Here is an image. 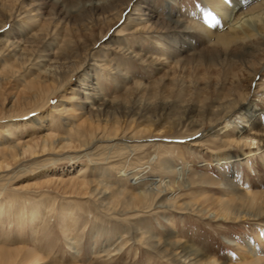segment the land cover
<instances>
[{
  "label": "bare ground",
  "instance_id": "bare-ground-1",
  "mask_svg": "<svg viewBox=\"0 0 264 264\" xmlns=\"http://www.w3.org/2000/svg\"><path fill=\"white\" fill-rule=\"evenodd\" d=\"M202 2L203 7L191 12L195 22L173 15L158 18L155 0H87L85 4L81 0H0V107L5 87L15 80L24 83L7 110L9 115H0V120H23L0 127V171L5 172L0 175V223H17L21 231L26 221L31 231L40 229L46 204L39 201H46V191L51 189L68 197H91L111 211L182 206L215 220L249 219L260 226L257 239L264 238V110L257 103L264 101V0ZM77 5L79 10L73 13ZM202 15L208 24L201 22ZM94 22L101 29L89 33L88 39H77L72 27L89 29ZM61 34L70 43L75 36L76 43L57 48ZM145 40L153 46L143 48ZM132 61L157 70V78L131 80L125 71ZM106 81L112 86L111 94ZM62 92L60 102L44 114ZM164 119L169 122L163 132L187 131L179 138L191 137L193 146L202 145L198 140L210 135L219 146L213 152L217 165H244L246 176L258 182L228 178L226 197L204 195L181 204L176 190L182 187L164 175H151L148 189L140 193L132 194L125 186L115 188L113 183L134 176L135 171L121 168L113 174L98 163L109 162L115 154H136L149 145H161L150 131ZM84 157L89 161L77 164ZM147 162L143 170L151 173L152 160ZM52 165L57 167L50 169ZM48 167L45 176L22 190L13 188V195L2 199L9 189L6 181ZM169 169L180 179L184 172L189 174L190 164L185 161ZM184 183L185 187L191 184L188 177ZM168 189L173 195L165 199ZM34 191L40 193L39 201L32 199L37 196ZM65 209L61 221L65 228L74 229L79 215L70 206ZM167 238L149 236L141 241L177 264H223L206 258L189 243ZM257 239L233 254L238 260L234 264H264L263 241ZM37 251L0 245V264H47L42 251Z\"/></svg>",
  "mask_w": 264,
  "mask_h": 264
},
{
  "label": "rangeland",
  "instance_id": "rangeland-1",
  "mask_svg": "<svg viewBox=\"0 0 264 264\" xmlns=\"http://www.w3.org/2000/svg\"><path fill=\"white\" fill-rule=\"evenodd\" d=\"M81 1L85 4L87 0ZM155 1L157 2L156 11L158 10V18L161 17V19H171L173 15L175 19L178 17H186L187 20L189 19L196 22L194 14L191 12L196 11L199 7H203L202 0H176L177 4L175 3V5L173 3L171 4L169 0ZM78 7L80 6H75L73 13L78 12ZM212 11H214L215 15L218 13L216 9ZM200 20L204 24H208L206 16L202 15ZM122 22L123 21L118 24L119 27L123 26ZM89 25H91L89 28L90 30L84 25H82L80 30H76V26L72 27V29H75L77 39H88L92 37L90 35H94L99 29H101V26L95 22ZM225 30H227L226 27L218 31L222 32ZM60 36H62L59 37L62 40H56V47H60L59 49L62 50V47L65 46L68 41L64 39L62 34ZM74 37L75 36H73L71 43L68 42L69 45L76 43L75 41L77 39L76 37L74 39ZM103 42L104 41H100L98 44H102ZM145 42L143 43V48L150 47V41L145 40ZM151 46H153V44H151ZM129 65L127 71H125V65H122V68L127 72L131 80L146 82L149 80L154 81L157 78V70L151 67H140L139 64L133 61L130 62ZM23 85L24 83L22 80H15L5 87V91H3L5 101L1 103L0 107V115L2 117L9 115L7 110L16 99L17 94H20L19 92ZM71 86L68 87L67 92L71 90ZM105 86H109L107 92L111 94L112 86L110 85V82L106 81ZM61 98H63V92L56 97V100L48 107L44 114L49 112L56 103L58 104ZM257 103L258 106L264 110V101ZM32 119L31 116L28 121H32ZM2 120H0V127L6 124L15 126V124H20L23 121L19 117H13L11 120L6 118ZM262 121L264 123V115ZM14 122L17 123L11 124ZM168 122L169 121H165L164 119L158 124V127H154L150 131L152 134L150 135L155 139L158 138V143L161 144L157 146L158 148L149 145L138 150L136 154H115L116 156L112 155L110 159L108 158L109 162L106 160L104 163H98L100 167L108 169V171L113 174H117L121 168L127 169L128 171H135L134 176L130 175L126 179L118 176L119 179L122 178V182L116 181L113 183L112 185L115 188L125 186L129 189L128 192L132 194L140 193L148 189L151 175V177L164 175L165 178L167 177L170 181H173V184L174 181H176V185L182 187L176 190V192L178 191L179 193L177 196H180L178 202L181 204V202H190L196 198L200 199L204 195L226 197L227 195L225 194H228L229 191L224 182H226L228 178L235 180L236 182L238 181V183L241 182L240 180L243 181L244 179V181H252L251 184H256V182H258V179L254 178V176H246L247 174L245 173L246 169L244 165L240 166V164H236L234 167L230 165H217L215 154L213 152L219 150V146L214 144L210 135H206L203 138L201 137V139L198 140L202 145L193 146L191 145V137H185L184 139L179 138L180 136L186 135L187 131L174 130L163 132ZM30 124L35 123L33 122ZM132 128L134 127L132 126ZM168 136H177L179 139H168ZM82 160L83 162H81ZM82 160L77 162V164H82L84 162L87 163L89 161L85 157ZM149 160H152L155 172L145 173L143 168L148 164L147 161ZM185 161L187 164H190L189 174L184 172L180 179V176H177L178 174H169L167 171V169L170 170L169 167L181 166ZM111 162L115 163L117 166L114 165V167H112ZM50 167V169H53L57 166L52 165ZM91 167L92 165L89 167L88 173L91 172ZM47 170H49V167L46 169L37 168L32 172L20 173L18 176L16 175L9 181H6V186L9 189H7L5 194L2 195V199L13 195L12 193L15 192L13 188L18 189V186L21 187L18 190H22L28 183L33 182L38 178H42L45 176ZM102 170L104 169L102 168ZM96 171L98 172V170H95L94 173L91 174H95ZM4 174L5 172L0 171V175ZM171 175L172 177H170ZM138 177H141L142 179H136ZM186 177H188L191 182L190 185L186 186L187 188L185 187V183L183 184L184 178ZM90 178H94V176H90ZM171 190L172 189H168L167 191L165 190L166 192L164 191L165 193L163 192L164 194L162 193L165 199H169L168 197L173 195ZM46 192L49 193L46 201H39V198H41V196L38 195L40 194L39 192L34 193L37 196H31L32 199L35 198V201H39V204H43V202L46 204L43 208V215L46 217V219L44 218L45 223L43 224V227L41 226L40 229L38 228L34 232V230L31 231L30 224H27V222L24 221L22 225L23 229L18 231L16 226L19 225L17 223H8L6 221L9 220H3L4 223H0V245L7 248L25 247L30 250L37 249L39 253L42 251L43 255L42 252L40 254L45 257V259L47 258V264H50L51 262V264H78L80 260H86L85 263L87 264H177L168 256L154 251L141 241V239H145V237L149 236L161 239H168L167 237H171V240H180L200 249L206 258H211L213 260L216 259V261H220L219 263L223 264H234V262L238 260L236 257H233V254L242 251L241 249H244L242 246L244 247L248 244V241H255L258 238L256 236L257 233L260 232V226L253 220L245 219L237 222L215 220L214 218L205 217L191 210H186L182 206H172L160 209L155 207H142L141 209L133 210L129 213L130 211L120 212L108 210L91 197H85V199H83L81 196L78 197V195H73L69 196V198L67 195L51 189ZM31 194H33V192H31ZM17 196L19 197L20 195ZM47 200L49 201L48 206ZM212 203L213 201H208V204ZM21 205L22 203L20 202V206ZM25 206H27V204ZM69 206L79 215V219L76 220L75 223L76 226L72 225L74 226V229H72V226L71 229L65 228L67 226H64V223L61 221L62 216L67 213L65 207ZM30 210L31 209H29V211ZM25 214H27V212ZM262 222H264V220ZM145 230L146 232L144 233ZM63 231L69 233L72 238L70 242L66 239ZM257 240L263 241L261 243L263 244L261 245V248H264V238ZM71 242H73L72 247H69ZM75 254L78 256L77 259Z\"/></svg>",
  "mask_w": 264,
  "mask_h": 264
},
{
  "label": "snow or ice",
  "instance_id": "snow-or-ice-1",
  "mask_svg": "<svg viewBox=\"0 0 264 264\" xmlns=\"http://www.w3.org/2000/svg\"><path fill=\"white\" fill-rule=\"evenodd\" d=\"M210 15V14H209ZM212 19L214 20L215 19V17H212ZM207 22V21H206Z\"/></svg>",
  "mask_w": 264,
  "mask_h": 264
}]
</instances>
